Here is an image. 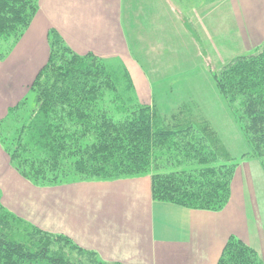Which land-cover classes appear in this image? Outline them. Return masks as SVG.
<instances>
[{"label":"trees","instance_id":"1","mask_svg":"<svg viewBox=\"0 0 264 264\" xmlns=\"http://www.w3.org/2000/svg\"><path fill=\"white\" fill-rule=\"evenodd\" d=\"M38 1L0 0L1 40L14 46L21 39ZM47 39L49 59L30 87L35 107L28 110L23 99L10 108L6 118L23 117L0 140L21 178L44 187L148 175L155 202L208 212L227 206L238 162L210 125L179 113L161 118L152 106L136 103L124 68L75 54L54 30ZM212 79L246 142L241 159L257 161L264 173V47L230 60ZM123 94L130 105L112 117L102 104ZM0 264L117 263L32 226L0 204ZM217 264L263 263L230 236Z\"/></svg>","mask_w":264,"mask_h":264},{"label":"crops","instance_id":"2","mask_svg":"<svg viewBox=\"0 0 264 264\" xmlns=\"http://www.w3.org/2000/svg\"><path fill=\"white\" fill-rule=\"evenodd\" d=\"M175 3L39 0L38 12L22 40L26 48L19 46L11 60L10 82L16 86L0 87V119L23 96L22 84L32 82L44 64L51 29L79 55L121 60L143 100L154 96L158 83L203 68L196 40L218 55L221 47L238 36L241 40L242 31L243 39L254 37L256 44L264 41V20L250 15L259 13L250 0H208L192 8L190 22L179 18ZM30 46L38 50L35 65L22 57ZM7 169L1 170L5 188L12 202L18 203L28 183L13 168L6 175ZM252 179L264 188L261 170L246 160L235 172L229 203L217 213L153 201L149 177L75 184L59 188L57 194L47 193L40 209L42 226L35 224L67 236L107 263L217 264L228 238L235 236L255 250L264 264V213L258 214L262 201Z\"/></svg>","mask_w":264,"mask_h":264},{"label":"rangeland","instance_id":"3","mask_svg":"<svg viewBox=\"0 0 264 264\" xmlns=\"http://www.w3.org/2000/svg\"><path fill=\"white\" fill-rule=\"evenodd\" d=\"M175 1H176L175 4L178 6L176 7L175 11H178L177 13L179 15V18L181 20L185 19L190 22L191 18L193 17V13L191 12H193L194 9L192 8L198 7L199 5L206 3V1L208 0H174V2ZM209 2H211V0H209ZM250 2L253 3L251 4V7L253 8V10H257L259 12L257 13L256 11H253V12H250V15H254L255 20H258V19L264 20V0H250ZM184 7L186 11L184 10ZM38 9H39V1H38ZM183 10L185 12H183ZM179 12L181 14H179ZM29 29L30 28H28L26 32H28ZM192 29L196 30L195 26H193ZM241 34H242L241 40H240V37L238 36L239 39H236L234 41L232 40V42L227 44L225 47H221L220 55H218L216 52L212 53L211 52L212 50H209L208 52L207 51L208 48L205 42H203L202 40L203 44H201L200 42H198V40L195 39L197 43V47H199V50H200L198 53L200 55L199 56L200 60L203 61V68L194 70L195 73L192 75L187 74V75H183L179 77V79L178 77H175V78L169 79L166 83H158L156 88H154V93H153L154 96L151 97L150 100H143L138 95L139 87L137 88V86H135L129 74L128 69L125 67V65L122 63L121 60L117 58L116 59L103 58V59L107 60L109 64L111 65H119L120 67L124 68L125 72L129 75L130 81L132 83L131 93L136 103L140 105L152 106L153 109L157 111L158 115L161 118H169L170 116L175 115V114L177 115L179 113L180 115L184 114L185 116H191L197 121H199L201 124L210 125L211 128L216 133L217 137L219 138L220 142H222V146L227 149V151L231 154L233 158H235L239 166L241 163L246 162V160L241 159V155L245 153L248 148L239 130L238 125L233 120V117L231 114L232 112L231 110H229L227 102L225 101L223 96L218 92L213 82L212 74L219 73L221 67L227 64L230 60L238 56H241V55L252 54L256 52L258 49L264 47V41L256 44V42H254L255 39L253 36L251 40L249 38L243 39L245 36V33L242 31ZM24 35L25 34H23L21 39L14 46H11L10 42L8 43V42H5V40L0 39V54L4 53L7 49L6 51L7 53L5 54V56L3 58H0V87L2 86V84L8 85V87H11V88L16 86L15 83L11 84L10 82L9 71L11 68V60L16 54L18 47L22 46L23 48H26L25 46L27 42H25V40L22 41ZM47 37H48V33H47ZM62 40L64 44L67 47H69L63 38ZM46 45H47L46 60L44 64L37 70L36 74L34 75L33 81L38 71L41 70V68L47 63L49 59L50 48H49L48 39H47ZM31 46L27 48L28 50L24 51L22 57L23 59L28 60V62L30 61L32 65H35L37 62V58H38L37 57L38 50L35 47L30 49ZM249 46L250 48L247 49ZM70 50L73 51L71 48ZM17 69L20 72L23 71V69L20 68L19 66L17 67ZM33 81L29 82L28 84H24V83L22 84L21 89L23 91V96L18 101L19 103L23 99H26V105H27L28 110H32L35 107V94L30 89ZM119 96L120 98L116 97L115 99L112 98L111 100L105 99V101L102 104L103 108L107 109L108 112L112 115V117L117 116V114L123 109L121 107L122 105L123 106L125 105L124 110L127 105H130L129 102L126 100L127 98L126 95L123 94ZM108 97L111 98L112 96H108ZM17 104H15L14 106H11L10 108L15 107ZM124 110L122 111V113L124 112ZM7 112L0 119V140H1V136L6 137L8 132H12L13 127L20 121L21 117H23L22 115L17 114L16 116H13L12 118L11 117L6 118ZM118 118L120 119V117ZM0 148H1L0 150H2L1 143H0ZM0 154L2 155V156L0 155V204L6 210L10 211L12 214L25 220L32 226L44 232H47V231L41 228L42 226L41 223L43 221V215H42V210L40 209H41L42 204L43 203L45 204V199L48 197L47 193L49 195H51L49 192H54L53 194H57L58 192L57 190L59 188L73 187L75 186V184H81V183L82 184H94V183L112 182V181H100V180L99 181L86 180V181L70 183L68 181L69 183H65V184L56 183L53 186L38 187V186L32 185V183L22 178L24 181L28 183L22 192V199H20V201L17 200L19 201L18 203L12 202L10 198L12 196L5 188V182L3 180L4 175H3V172H1V170L8 168L7 170H5V174L7 175L9 170H11L10 168H12V166L10 164L9 157L3 150L0 151ZM5 162L6 164L3 165ZM250 162H253L254 166L259 167V169L261 170L263 174V179H264V173L262 169L260 168V165L258 164V162L255 160H252ZM142 177L143 178L149 177V179H151L150 176L148 175L142 176ZM142 177H133V178H142ZM123 179H131V178H123ZM252 181L253 183H251V185L254 184V186L256 187L255 194L258 195V198H259L258 201L259 200L262 201V205L260 204L258 205L259 207L258 214L262 217L264 213V201L262 199V197L264 196V188L256 179H252ZM231 185H232V182H231ZM230 192H231V189H230ZM230 198H231V195H230ZM29 208L30 209L34 208L35 212L33 213L32 211H30ZM28 211L32 213L29 214ZM212 213H217V212H212ZM35 222H37L41 226L37 227ZM47 233H50V232H47ZM50 234L62 235L58 233H50Z\"/></svg>","mask_w":264,"mask_h":264}]
</instances>
